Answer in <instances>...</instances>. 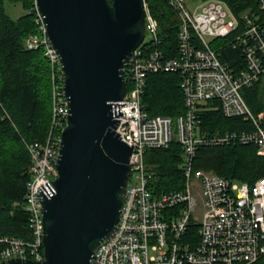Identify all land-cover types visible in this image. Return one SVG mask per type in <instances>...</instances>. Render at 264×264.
<instances>
[{"label":"built area","instance_id":"1","mask_svg":"<svg viewBox=\"0 0 264 264\" xmlns=\"http://www.w3.org/2000/svg\"><path fill=\"white\" fill-rule=\"evenodd\" d=\"M178 19L177 56L160 49L163 38L147 0L144 38L124 63L126 95L115 102V132L132 148L128 183L119 220L109 239L99 244L93 264H255L264 256V176L252 185L195 168L200 148L256 145L264 156V116L255 115L242 90L264 80V0L259 12L237 17L222 0H162ZM35 32L25 40L29 50H42L51 69V124L44 142L26 144L30 180L24 194L29 237L0 235V263L9 259L41 262L43 214L41 199L55 193L62 130L69 116L59 56L52 46L44 17L34 2ZM231 38L243 69L233 71L212 42ZM222 47V46H221ZM178 73L185 113L177 119L151 116L144 108L146 79L152 73ZM212 103V104H211ZM203 107H217L226 118H240L241 131L202 134ZM172 141L182 149L183 187L155 195L145 164L148 150ZM197 226V241L186 239Z\"/></svg>","mask_w":264,"mask_h":264},{"label":"water","instance_id":"2","mask_svg":"<svg viewBox=\"0 0 264 264\" xmlns=\"http://www.w3.org/2000/svg\"><path fill=\"white\" fill-rule=\"evenodd\" d=\"M64 77L69 109L55 193L41 199V262L93 264L120 216L132 148L115 132V102L126 95L124 63L144 38L143 0H35Z\"/></svg>","mask_w":264,"mask_h":264},{"label":"trees","instance_id":"3","mask_svg":"<svg viewBox=\"0 0 264 264\" xmlns=\"http://www.w3.org/2000/svg\"><path fill=\"white\" fill-rule=\"evenodd\" d=\"M20 5L23 13L11 18L5 2ZM111 2V0H108ZM239 17L244 12L258 13V0H222ZM35 0H0V235L26 240L29 237L24 194L30 176L26 144L44 142L51 124V69L42 50L25 47L26 38L35 32L33 14L28 13ZM158 20L163 38L160 49L167 57L177 56L178 19L162 0H147ZM231 38H219L212 48L219 50L221 61L233 71L243 69L239 50L228 45ZM222 46V47H221ZM220 47V48H219ZM178 73H152L146 79L144 108L151 116L177 119L185 113ZM262 81L242 90L255 115L264 116ZM212 104V103H211ZM200 113L201 133L214 134L241 131L248 127L240 118H226L217 107H203ZM182 149L172 141L167 147L151 149L145 154L149 168V187L155 195L180 190ZM195 168L252 185L264 176V156L257 146L237 145L200 148ZM197 226L191 225L186 239L197 241ZM255 264H264L262 256Z\"/></svg>","mask_w":264,"mask_h":264},{"label":"rangeland","instance_id":"4","mask_svg":"<svg viewBox=\"0 0 264 264\" xmlns=\"http://www.w3.org/2000/svg\"><path fill=\"white\" fill-rule=\"evenodd\" d=\"M198 2L200 0H197ZM5 9H6V12L7 14L11 17V18H17L18 16H20L23 11L20 7V5H17V4H11L9 2H5ZM263 85H264V80L262 81ZM263 97H264V86H263Z\"/></svg>","mask_w":264,"mask_h":264}]
</instances>
